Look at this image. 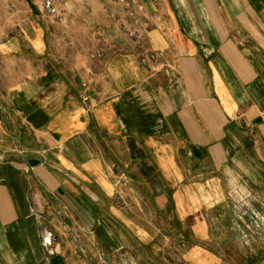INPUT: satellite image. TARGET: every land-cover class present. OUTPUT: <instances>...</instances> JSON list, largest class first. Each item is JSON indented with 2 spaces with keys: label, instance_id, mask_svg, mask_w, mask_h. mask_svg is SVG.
<instances>
[{
  "label": "crops",
  "instance_id": "1",
  "mask_svg": "<svg viewBox=\"0 0 264 264\" xmlns=\"http://www.w3.org/2000/svg\"><path fill=\"white\" fill-rule=\"evenodd\" d=\"M135 1L143 40L92 59L114 0H0V264L246 256L223 218L264 201V0Z\"/></svg>",
  "mask_w": 264,
  "mask_h": 264
},
{
  "label": "rangeland",
  "instance_id": "2",
  "mask_svg": "<svg viewBox=\"0 0 264 264\" xmlns=\"http://www.w3.org/2000/svg\"><path fill=\"white\" fill-rule=\"evenodd\" d=\"M50 4V0H47ZM67 0H63L66 3ZM117 4L122 7V13L118 10L112 8L108 12L109 23L107 25L95 24L92 26V31L96 36V43L91 49L89 56L92 59H99L98 57H93L92 54L103 47L105 49V43L107 39H111L112 45L118 42H122L123 39L128 38L127 31L133 27V19L130 14V8H138L137 2L134 1L136 6H133L129 0H114ZM85 6H88V0H82ZM49 4H47L48 9ZM143 10H140L142 14ZM122 24L123 28L120 27ZM118 36V37H117ZM105 52V51H104ZM104 53L102 54V57ZM101 57V58H102ZM232 196H230V213L223 218L225 223L226 237L242 239L239 242H248L249 246L245 249L243 247H233L228 248V250H237V252H245L246 256L242 255L236 258V264H264V201L258 202L246 198L242 192H237V190L231 191ZM227 219H229L227 221ZM214 218L212 217V222ZM217 224V223H216ZM234 225L237 229L236 235H234V230H231L229 226ZM232 225V226H233ZM213 228H216L213 226ZM223 234V232H222ZM222 235V237H224ZM235 236V237H234ZM229 239V238H228ZM245 240V241H243Z\"/></svg>",
  "mask_w": 264,
  "mask_h": 264
},
{
  "label": "built area",
  "instance_id": "3",
  "mask_svg": "<svg viewBox=\"0 0 264 264\" xmlns=\"http://www.w3.org/2000/svg\"><path fill=\"white\" fill-rule=\"evenodd\" d=\"M130 3L133 6H136L134 1H130ZM129 8H130V10H129L130 14H131L132 19H133V27L127 31L126 35L128 37H130L132 40H135L136 42H139V41L141 42L143 40V37H142L143 33H145L144 29L142 27V19H141V14H140V10H143V6L138 5V8H132V7H129ZM120 27L123 28L122 24H120ZM139 46H141V50L143 51L142 55H141L143 62L147 63L148 60L158 61L161 59V56H162L161 52L149 51V50L147 51V50L143 49L142 45H139ZM103 53H104L103 47H101V49L94 52L92 54V56L98 57L100 59L102 57ZM84 99L88 100L89 97L84 96ZM120 179H121V181H125L127 179L126 174H124V173L121 174Z\"/></svg>",
  "mask_w": 264,
  "mask_h": 264
}]
</instances>
